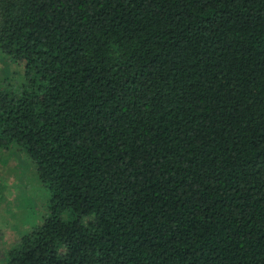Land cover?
<instances>
[{"label":"trees","instance_id":"16d2710c","mask_svg":"<svg viewBox=\"0 0 264 264\" xmlns=\"http://www.w3.org/2000/svg\"><path fill=\"white\" fill-rule=\"evenodd\" d=\"M0 60L5 264H264V0H0Z\"/></svg>","mask_w":264,"mask_h":264},{"label":"rangeland","instance_id":"374dc122","mask_svg":"<svg viewBox=\"0 0 264 264\" xmlns=\"http://www.w3.org/2000/svg\"><path fill=\"white\" fill-rule=\"evenodd\" d=\"M9 69L15 76L20 71L13 62L9 63ZM3 73L0 70V78ZM48 195L33 162L22 149L10 145L9 149L0 150V264H5L8 246L42 219Z\"/></svg>","mask_w":264,"mask_h":264}]
</instances>
